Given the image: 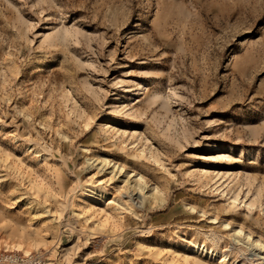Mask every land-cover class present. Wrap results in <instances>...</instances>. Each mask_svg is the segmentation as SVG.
I'll list each match as a JSON object with an SVG mask.
<instances>
[{
	"label": "rangeland",
	"instance_id": "obj_1",
	"mask_svg": "<svg viewBox=\"0 0 264 264\" xmlns=\"http://www.w3.org/2000/svg\"><path fill=\"white\" fill-rule=\"evenodd\" d=\"M12 236L48 264H264V0H0Z\"/></svg>",
	"mask_w": 264,
	"mask_h": 264
},
{
	"label": "bare ground",
	"instance_id": "obj_2",
	"mask_svg": "<svg viewBox=\"0 0 264 264\" xmlns=\"http://www.w3.org/2000/svg\"><path fill=\"white\" fill-rule=\"evenodd\" d=\"M103 124L101 123L100 125H99V127H101ZM105 127H107V128H109V127H111V125L110 124H106L105 125ZM158 155V154H157ZM155 157V156H154ZM157 157V156H156ZM156 157L154 158V160L156 161L157 159H156ZM159 158V157H158ZM136 161H134V163H135ZM158 162V161H157ZM137 163V162H136ZM92 164V163H91ZM99 165V166H98ZM95 166H97L96 167V169L97 168H99L100 170H102V169H108V167H106V165L103 163V162H98L97 161V163L95 164ZM159 166V165H158ZM110 173H112L113 174V176H116L118 173L116 172V170H114V169H111L110 171H109ZM203 173H208V170L207 169H205V170H203L202 171ZM210 172V171H209ZM98 173V172H97ZM122 174V173H121ZM207 175V174H206ZM117 177H120V176H117ZM125 177V176H124ZM114 178V177H113ZM126 181L130 184V183H132V182H129V180L126 178ZM135 186H140V184H138L136 181H134L133 182V185H132V187L133 188H135ZM48 187V186H47ZM125 187V186H124ZM129 187V186H128ZM49 188V187H48ZM48 188H46V189H48ZM138 188H140V187H138ZM31 189H33V193L35 194V195H38V194H41V192L42 193H45V192H48L46 189H45V187H43V186H38V185H36V186H31ZM128 190H130V189H128ZM129 192V191H128ZM140 192H143V190L142 189H140ZM148 193V192H147ZM49 194V193H48ZM47 194V195H48ZM142 194V198L144 199V198H147L143 193H141ZM158 194V193H157ZM43 195V194H42ZM45 195V194H44ZM46 195V196H47ZM136 195V194H135ZM45 196V197H46ZM148 196H152V197H154L155 198V196H154V194L153 193H151V194H149ZM126 198H127V196H126ZM128 199L129 200H134L133 199V196L132 195H130L129 197H128ZM236 199H237V196H234V198H233V200H232V203H233V205H232V207L234 208V207H236L234 204H235V202H236ZM147 200V199H146ZM148 202V201H147ZM143 203V202H142ZM154 203V202H153ZM156 203V202H155ZM254 205V203L252 202V201H250L249 203H247V207L249 208V207H252ZM133 207V206H132ZM105 220V219H104ZM241 234L242 232H240V231H235V235H238V234ZM249 239V238H248ZM249 246H251V247H253V249H256L258 246H260V244L259 243H257V242H254L253 244H249ZM255 247V248H254ZM193 248L194 249H191L190 251H195V252H199V250L201 251L200 253L205 257V258H207V259H212V258H214L215 257V255L216 254H213L211 251H208L207 249H205L204 251H203V249H204V247H200L199 245H193ZM0 249H2V250H5V251H11V252H20V254H22V255H24V256H29V255H31V254H33V253H36V252H41V251H43V250H45L46 251V249H47V244L43 241V240H36V239H28V238H26V237H24V236H19V237H14V236H12V237H6V238H0ZM260 249V248H259ZM203 251V252H202ZM253 252V251H252ZM256 253H257V251H256ZM256 255V254H255ZM256 256H258V255H256ZM264 257V256H263ZM262 258V257H261ZM48 259V258H47ZM46 260V259H45ZM243 260V259H242ZM219 264H228V259H227V257L226 256H224V255H221L220 256V260H219Z\"/></svg>",
	"mask_w": 264,
	"mask_h": 264
},
{
	"label": "built area",
	"instance_id": "obj_3",
	"mask_svg": "<svg viewBox=\"0 0 264 264\" xmlns=\"http://www.w3.org/2000/svg\"><path fill=\"white\" fill-rule=\"evenodd\" d=\"M0 264H48L40 255L24 256L18 252L0 249Z\"/></svg>",
	"mask_w": 264,
	"mask_h": 264
}]
</instances>
